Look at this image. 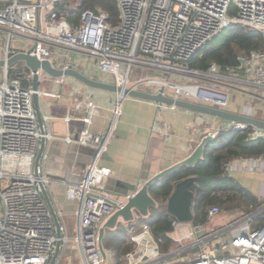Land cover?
<instances>
[{"label": "built area", "instance_id": "1", "mask_svg": "<svg viewBox=\"0 0 264 264\" xmlns=\"http://www.w3.org/2000/svg\"><path fill=\"white\" fill-rule=\"evenodd\" d=\"M116 1L119 23L113 26L107 13L92 10H84L78 23L72 24L68 16L72 9L70 0H0V60L7 62L26 53L41 62H50L58 70H78L90 58L92 62L88 64L99 76L91 79L113 81L122 89L162 94L228 112L229 89L253 97L264 93V52L240 58L244 63L232 75L221 74L216 64H211L206 72L187 67L198 52L231 26L264 36V0ZM3 70L4 76L0 77V264H50L58 244V260L75 244L84 264H113L117 255L122 264H264V224L256 230L252 226L259 213L244 216L228 239L221 237L225 232L211 234L207 224L191 223L189 237L197 238L200 253L196 260L188 262L160 263L163 260L161 241L154 238L146 218L136 208L132 209L131 221L120 218L110 231V239L120 246L103 247L100 229L135 195L116 197L111 188L112 171L100 166L120 115V105L125 100L121 101V95H118L113 122L105 134L91 131L99 107L93 101H80L86 106L85 128L63 139L67 144L91 147L95 151L80 178L73 180L72 175H67L57 181L67 188V200L78 206L74 213V234H70L67 214L54 203L50 195L53 182L44 168L48 159L46 150L55 139L50 126L52 119L41 114L40 123L34 96L40 100L51 94L42 90L43 84L60 87L72 78H54L39 71V89L34 91L32 71L18 70L15 66ZM253 115V108H248L243 116L253 118ZM224 126L239 132L251 127L235 121ZM222 129L223 126L218 127L208 137L216 139ZM163 132L168 134L166 128ZM260 134L254 127L250 137ZM43 142L45 149L36 168ZM236 168L264 174V155L238 159L228 167L229 172ZM41 185L49 192L54 205L60 224L59 236ZM220 213L219 207L210 208L209 222ZM181 225L174 222L175 228ZM204 232L208 236L201 239ZM123 237L124 242H119Z\"/></svg>", "mask_w": 264, "mask_h": 264}, {"label": "crops", "instance_id": "2", "mask_svg": "<svg viewBox=\"0 0 264 264\" xmlns=\"http://www.w3.org/2000/svg\"><path fill=\"white\" fill-rule=\"evenodd\" d=\"M78 70L91 78L98 76L95 68L86 60L81 63ZM202 83L212 86L209 82ZM109 84H113V81H109ZM41 87L44 92H51L40 99L39 106L42 115L51 117L50 126L55 138L46 150L48 159L44 163V168L53 182L50 195L54 203L67 214L66 221L70 232L75 230L74 213L78 206L77 203L67 200V188L60 186L57 181L67 175H72L73 180L80 178L84 166L91 162L95 151L91 147L67 144L63 139L75 136L85 128L83 118L86 106L81 105L80 101H93L99 107L91 131L95 134H105L113 122L118 95L90 89L73 78L60 87H54L50 83ZM228 91L231 97L230 112L246 115L248 108H253V118L264 121V93H258L253 97L237 90ZM224 125L223 120L213 116L184 109L165 108L137 98H126L120 105V115L107 150L100 159V166L112 171L113 194L116 197H123L135 193L155 174L188 158L211 131L220 126L229 130ZM164 128L168 130L167 135L163 132ZM253 129L254 127L252 131ZM228 173L257 198L264 199L263 173L240 168L232 172L228 169ZM103 183L101 181L100 184L103 186ZM263 211L264 207L256 213L260 214ZM241 215L244 217L243 213ZM184 225L189 233L190 224ZM169 236L175 241L179 240L173 238L171 234ZM70 248L73 256L74 253L81 254L75 244ZM117 257L113 264H116V260L122 264L121 257Z\"/></svg>", "mask_w": 264, "mask_h": 264}, {"label": "trees", "instance_id": "3", "mask_svg": "<svg viewBox=\"0 0 264 264\" xmlns=\"http://www.w3.org/2000/svg\"><path fill=\"white\" fill-rule=\"evenodd\" d=\"M77 1L79 5L68 11L72 24L78 23L84 10L105 12L109 16L111 25L115 26L119 23V8L116 0ZM226 31L228 37L219 46L204 48L187 64V67L206 72L211 64H216L221 74L232 75L241 65L240 58H248L253 52H264L262 34L246 31L239 26H231ZM251 133L252 127L241 132L222 129L217 138L205 146L203 159L194 167H182L151 188V196L158 204V209H153L145 222L154 238L161 241L160 253L163 251L170 254L176 244V241L169 236L175 230V226L172 216L167 212V202L176 184L183 180L197 178V182L190 186V190L195 194L193 225L207 223L209 209L212 207L222 209L221 205L225 203L232 204L225 209L226 211H240L244 216L254 214L264 207V199L257 198L228 173L232 161L264 155V139L253 141L250 137ZM258 216L257 223L258 221L262 223L264 211ZM109 236L106 234L103 239L104 248H111L116 244L120 246V243H115ZM121 239L119 242H124L125 238ZM115 262L119 264L117 260Z\"/></svg>", "mask_w": 264, "mask_h": 264}, {"label": "water", "instance_id": "4", "mask_svg": "<svg viewBox=\"0 0 264 264\" xmlns=\"http://www.w3.org/2000/svg\"><path fill=\"white\" fill-rule=\"evenodd\" d=\"M24 64L32 73L34 74V82H33V90L38 91L39 89V76L38 72L42 71L47 75H50L54 78L60 77H70L81 83L82 85L94 89V90H101L107 92H113L117 95H121L123 101L124 99L130 98H137L141 100H146L153 102L159 106H170L178 109H184L187 111L197 112L200 114L213 116L215 118H219L223 120L225 123H230L232 121L248 124L251 127H256L258 131L261 133L260 135L253 136L252 140L257 141L258 139H264V121L257 120L254 118H249L247 116L234 114L232 112L220 110L214 107H210L204 104L196 103V102H189L181 99H175L171 97H165L162 94H152L144 91L139 90H132V89H122L114 84L105 83L99 80L91 79L84 73L69 69V70H58L53 68L50 62H41L36 57H33L26 53H20L7 62L0 60V68H8L12 67L16 64ZM240 63L243 64L244 60L240 59ZM39 97L37 95L34 96V104L35 108L41 123V111L39 106ZM212 139L210 137H205L202 142L198 145L196 150L185 160L175 164L174 166L163 170L160 173L155 174L153 178L148 180L143 186H141L136 192L134 197H132L127 206L116 212L100 229V240L102 241L103 238L106 236L107 232L111 231L113 228L116 227L120 218L124 221H131L133 219L132 209L136 208L137 212L145 217H150L151 211L153 209H158V204L151 196V188L153 186L158 185L163 179L167 178L171 174L175 173L182 167L192 168L195 166L196 163L203 159L204 155V148L208 143H211ZM44 142L42 144V149L37 157L36 161V168H38L42 153L44 152ZM197 182L196 177H191L186 180H183L176 184L175 190L170 196L167 202V212L172 216L175 223L178 224H191L194 220L193 214V204L195 199V194L190 190V186ZM43 196L54 215V220L57 226L58 236L60 235V224L58 217L55 213V208L52 203L51 197L49 192L46 190L44 185H41ZM0 221H1V207H0ZM101 250L104 254L103 248L101 246ZM60 253V244L57 246L56 254L51 261L50 264H56ZM105 255V254H104Z\"/></svg>", "mask_w": 264, "mask_h": 264}, {"label": "rangeland", "instance_id": "5", "mask_svg": "<svg viewBox=\"0 0 264 264\" xmlns=\"http://www.w3.org/2000/svg\"><path fill=\"white\" fill-rule=\"evenodd\" d=\"M79 5V1L77 0H70V6L71 8H75ZM228 37V32L225 30L221 35L213 39L208 45L207 48H215L219 46L223 40H225ZM87 63L92 62L90 58L85 59ZM84 60V61H85ZM83 61V62H84ZM18 70L22 71H28L29 69H26V67L22 64L15 66ZM4 76V70L3 68H0V77ZM226 202V201H225ZM224 202V203H225ZM232 204L225 203L222 206L221 213L215 216L212 220H208L207 223V229L211 231V234H218L221 232H225L224 235H222V238H230L233 234L235 229V225H237L239 222H241L244 218L243 215H241L242 212L240 211H226L225 209L230 207ZM255 214V213H254ZM252 215V214H251ZM260 215V214H259ZM259 217V216H258ZM264 224V220L262 223L257 220L252 222L253 230L258 229L260 226ZM190 229V226H189ZM74 231V230H73ZM72 230L70 231V234H74ZM108 236L111 234V232H107ZM171 236L173 238L179 239L176 241V244L174 245L173 252L170 254H167L165 252H161L162 261L160 263H165L168 261L171 262H188L192 260H196L198 254L200 253V247L196 246L197 244V238L195 236L189 237L188 228L185 227V225H181L171 233ZM208 236V233L204 232L201 235V239H205V237ZM174 254L172 257L168 258L170 255ZM167 258V259H166ZM57 264H84L83 259L81 257V254L74 253L71 251V248L67 249L65 253L62 254L59 260L56 262Z\"/></svg>", "mask_w": 264, "mask_h": 264}]
</instances>
